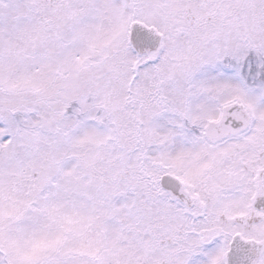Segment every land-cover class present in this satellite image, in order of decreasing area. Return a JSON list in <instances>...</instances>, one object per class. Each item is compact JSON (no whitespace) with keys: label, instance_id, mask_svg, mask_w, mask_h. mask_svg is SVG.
<instances>
[{"label":"snow or ice","instance_id":"1","mask_svg":"<svg viewBox=\"0 0 264 264\" xmlns=\"http://www.w3.org/2000/svg\"><path fill=\"white\" fill-rule=\"evenodd\" d=\"M0 264H264V0H0Z\"/></svg>","mask_w":264,"mask_h":264}]
</instances>
